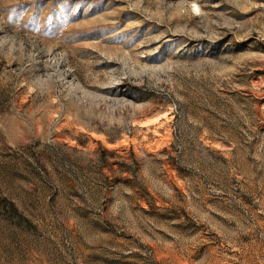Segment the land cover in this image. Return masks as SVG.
<instances>
[{"label": "rangeland", "instance_id": "1", "mask_svg": "<svg viewBox=\"0 0 264 264\" xmlns=\"http://www.w3.org/2000/svg\"><path fill=\"white\" fill-rule=\"evenodd\" d=\"M0 264H264V0H0Z\"/></svg>", "mask_w": 264, "mask_h": 264}]
</instances>
